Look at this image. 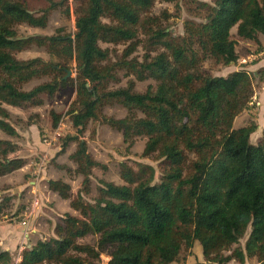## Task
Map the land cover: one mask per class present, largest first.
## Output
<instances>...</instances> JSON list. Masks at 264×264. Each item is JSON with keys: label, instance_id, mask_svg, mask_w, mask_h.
I'll list each match as a JSON object with an SVG mask.
<instances>
[{"label": "trees", "instance_id": "trees-1", "mask_svg": "<svg viewBox=\"0 0 264 264\" xmlns=\"http://www.w3.org/2000/svg\"><path fill=\"white\" fill-rule=\"evenodd\" d=\"M77 1L74 35L58 30L23 36L22 27L46 29L63 2L49 0L48 8L32 13L22 0H0V131L19 135L5 105L42 106V96L72 87L76 98L67 115L73 128L83 134L89 123L103 120L129 148L145 139L142 157L160 162V178L150 165L125 161L119 165L122 184L102 181L97 197L88 201L93 171L104 166L85 141L69 136L62 153L74 144L70 160L83 188L74 197L70 184L50 180L48 189L70 201L77 215L66 214L54 237L25 248L19 260L0 249V264H102L104 254L108 264H172L196 243L208 263L245 264L255 258L264 264V128L256 145L251 137L258 124L234 128L253 102L254 75L237 71L214 77L203 70L206 61L237 64L235 27L238 37L260 45L264 0L201 3L203 22L186 21L183 36L152 14L157 0ZM120 46L125 49L118 57ZM33 47L44 49L50 60L18 58ZM140 48L142 59L136 56ZM72 64L76 77L68 78ZM121 72L126 87L112 89ZM36 80L47 81L25 89ZM148 80L155 87L136 92L137 82ZM113 105L127 115L105 116ZM51 117L57 129L63 116L52 112ZM16 151V144L0 139V178L26 166L23 158L11 157ZM11 199L0 196V218ZM88 236L98 237L96 246L80 242Z\"/></svg>", "mask_w": 264, "mask_h": 264}, {"label": "rangeland", "instance_id": "rangeland-1", "mask_svg": "<svg viewBox=\"0 0 264 264\" xmlns=\"http://www.w3.org/2000/svg\"><path fill=\"white\" fill-rule=\"evenodd\" d=\"M28 6L32 13H39L50 5L49 0H22ZM54 3L63 2L62 6L54 10L50 16V22L46 29H34L22 27L19 33L23 36L41 35L51 36L56 34L58 30H64L63 34L74 35L76 32L77 11L80 3L77 0H50ZM216 0H157L152 10L154 16L160 17L164 25L169 28L175 36L185 35L186 21H194L202 23L205 12L200 8L201 3L214 5ZM231 39L237 42L236 51L239 61L235 65L223 66L216 65L210 61L203 63V70L214 77H227L233 72L247 71L253 76L254 97L249 109L240 115L234 123V128L239 129L247 127L251 123L259 125L258 130L252 135L251 143L256 145L262 138V127L264 126V36H260V45L254 41L244 40L237 35V28L231 31ZM104 48L110 47L102 45ZM124 46L117 47V56L121 57ZM145 51L140 48L136 56L142 59ZM20 60H29L33 58H42L50 60L49 55L44 49L33 47L28 51L18 54ZM114 58V57H113ZM68 78L76 77L75 64ZM120 83L111 86L112 89L126 87L128 79L124 77V73H120ZM47 80L34 81L25 86L26 90L41 84ZM155 87V82L148 80L145 82H137L136 92L144 93L149 86ZM76 98V91L72 87L64 88L53 97L47 95L42 96V106L27 105L23 108H15L5 105L4 107L10 112V123L16 128L19 135L16 138H10L8 135L0 131V139L8 140L16 144L17 151L12 158L21 157L26 160L27 170L25 172H15L9 176L0 179V196L11 197L12 211L19 209L21 206L31 207L35 200L40 201L37 208L39 213V233L43 237L52 235L53 226L61 223L66 214L77 215L70 207V201L62 200L56 194L48 189L50 180H63L72 187V195L75 197L82 190L83 178L74 174L75 165L70 160L71 153L75 150L74 144L67 149L66 153H62L63 144L69 136H76L85 141L88 146L89 153L96 161L102 164V167L96 168L91 177L92 191L85 199L91 201L98 195V188L102 186V181L111 182L121 185L122 181L119 176V165L122 162L129 161L132 164L150 165L157 171V179L160 178V162L153 158L142 157L146 140L139 138L132 147H128L123 142L122 135L111 129L103 120L89 123L83 134L73 128L68 114L72 103ZM62 115L63 119L57 129L52 128L51 113ZM104 115L122 119L127 115V110L120 105H113L105 108ZM262 125V127H261ZM76 145V144H75ZM29 164V165H28ZM30 182H36L38 185V198L31 193L33 185ZM35 190V189H34ZM22 194V200L18 195ZM34 201V202H33ZM23 204V205H21ZM11 210V209H10ZM11 211V212H12ZM9 212V210L7 211ZM2 219V217L0 218ZM1 221V220H0ZM241 241L240 246L244 247L249 236ZM98 237L88 236L80 242L96 246ZM238 246H234L226 255L232 252ZM191 258L194 264H210L203 260V250L200 243L190 251L183 250L179 261H185ZM196 261H194L195 259ZM110 258L104 254L102 256V264H108ZM233 261V260H232ZM237 262L236 260H234ZM257 262V261H256ZM230 263V262H229ZM239 263V262H237ZM175 264V263H174ZM228 264V263H227ZM240 264V263H239ZM255 264V262L251 263ZM258 264V262H257Z\"/></svg>", "mask_w": 264, "mask_h": 264}, {"label": "crops", "instance_id": "crops-1", "mask_svg": "<svg viewBox=\"0 0 264 264\" xmlns=\"http://www.w3.org/2000/svg\"><path fill=\"white\" fill-rule=\"evenodd\" d=\"M263 128L264 126L261 129L262 131H263ZM18 158H21V157H18ZM26 170H27V167H24L23 169L16 171V172H20V171L25 172ZM30 184L33 185L31 193L35 196L34 200L39 199L38 198V193H39L38 185L36 184V182H30ZM18 198L19 200H22L23 195L19 194ZM39 206H40V201H39ZM32 207H33V203L31 207H26V205L21 206L19 209H17L16 207L14 211H12V208H10L11 210L9 209V212L7 213V215L3 216L2 219H0L1 220L0 221V249L11 253L14 257L17 258V260L20 259L19 256L21 255L22 248L24 249L30 248L33 245H35V243L38 240H44V239H48V238L55 236L54 230H55L56 224L53 226V229H52L53 233L50 237L46 238V237L41 236V234L39 233V228H38V223H39L38 209H36L33 217L28 218L29 211ZM25 222H27V226L23 225V223ZM196 244L194 245V247L196 246ZM198 259L200 260L201 258H198ZM196 260L197 259H195L194 261ZM199 260H198L199 263H204V256L201 262ZM191 261L192 259L189 258L187 262L179 261V262H176L175 264H194L195 263ZM256 261L257 259L255 258L254 259L247 258L245 261V264H251L252 262L253 263L255 262V264H257L258 261L257 262ZM210 264H213V263H210ZM228 264H239V263L233 260Z\"/></svg>", "mask_w": 264, "mask_h": 264}, {"label": "built area", "instance_id": "built-area-1", "mask_svg": "<svg viewBox=\"0 0 264 264\" xmlns=\"http://www.w3.org/2000/svg\"><path fill=\"white\" fill-rule=\"evenodd\" d=\"M39 207V201L35 200L33 207L30 209L29 214H28V218L33 217V215L35 214L36 209ZM23 225L27 226V222L23 223ZM24 248L21 249V251H23ZM20 257V256H19Z\"/></svg>", "mask_w": 264, "mask_h": 264}, {"label": "water", "instance_id": "water-1", "mask_svg": "<svg viewBox=\"0 0 264 264\" xmlns=\"http://www.w3.org/2000/svg\"><path fill=\"white\" fill-rule=\"evenodd\" d=\"M70 74H71V72H70V71H68L67 77H68Z\"/></svg>", "mask_w": 264, "mask_h": 264}]
</instances>
